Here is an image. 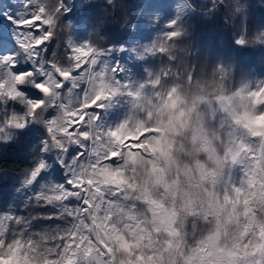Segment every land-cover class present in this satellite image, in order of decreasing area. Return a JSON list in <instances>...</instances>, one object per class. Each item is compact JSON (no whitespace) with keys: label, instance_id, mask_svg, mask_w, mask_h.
I'll use <instances>...</instances> for the list:
<instances>
[{"label":"clouds","instance_id":"clouds-1","mask_svg":"<svg viewBox=\"0 0 264 264\" xmlns=\"http://www.w3.org/2000/svg\"><path fill=\"white\" fill-rule=\"evenodd\" d=\"M25 8L0 38V264H264V0Z\"/></svg>","mask_w":264,"mask_h":264},{"label":"rangeland","instance_id":"rangeland-1","mask_svg":"<svg viewBox=\"0 0 264 264\" xmlns=\"http://www.w3.org/2000/svg\"><path fill=\"white\" fill-rule=\"evenodd\" d=\"M28 0H0V38L3 41V50L11 51L7 47V41L9 40L12 34H23L25 26H21L20 23L13 24V21H23L24 18H27L28 9L25 8V4ZM67 2V0H66ZM7 12L9 17L12 19L5 22L4 13ZM9 158H14L21 160L24 164L26 162V154L20 153H10ZM15 172V171H14ZM15 180V175L11 178ZM5 192H7V185L5 186Z\"/></svg>","mask_w":264,"mask_h":264},{"label":"trees","instance_id":"trees-1","mask_svg":"<svg viewBox=\"0 0 264 264\" xmlns=\"http://www.w3.org/2000/svg\"><path fill=\"white\" fill-rule=\"evenodd\" d=\"M8 160L11 163V168L13 171H17L20 167L23 166V163L21 160L9 158V157H8Z\"/></svg>","mask_w":264,"mask_h":264},{"label":"snow or ice","instance_id":"snow-or-ice-1","mask_svg":"<svg viewBox=\"0 0 264 264\" xmlns=\"http://www.w3.org/2000/svg\"><path fill=\"white\" fill-rule=\"evenodd\" d=\"M30 20H25V21H20L19 23L21 24V26L25 25L26 23H29ZM37 43L39 44L40 41H37Z\"/></svg>","mask_w":264,"mask_h":264}]
</instances>
